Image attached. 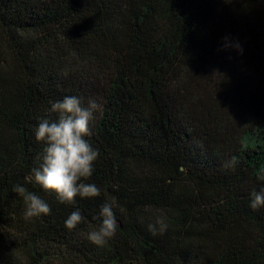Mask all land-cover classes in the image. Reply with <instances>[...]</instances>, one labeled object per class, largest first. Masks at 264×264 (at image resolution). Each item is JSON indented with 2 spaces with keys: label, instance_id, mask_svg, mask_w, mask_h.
Returning <instances> with one entry per match:
<instances>
[{
  "label": "trees",
  "instance_id": "16d2710c",
  "mask_svg": "<svg viewBox=\"0 0 264 264\" xmlns=\"http://www.w3.org/2000/svg\"><path fill=\"white\" fill-rule=\"evenodd\" d=\"M66 96L102 106L100 195L74 204L29 180L34 128ZM261 168L264 0H0V264H264ZM18 184L50 214L24 219ZM109 201L101 247L86 234Z\"/></svg>",
  "mask_w": 264,
  "mask_h": 264
},
{
  "label": "clouds",
  "instance_id": "9594fccd",
  "mask_svg": "<svg viewBox=\"0 0 264 264\" xmlns=\"http://www.w3.org/2000/svg\"><path fill=\"white\" fill-rule=\"evenodd\" d=\"M236 50L242 54L239 44ZM50 111L55 114L54 119L41 118L34 128L35 140L43 144V152L38 157L40 163L31 170L29 180L38 185L45 192L55 194L59 203L74 204L77 196L91 198L100 195V188L95 183H85L93 172V163L99 156L86 137L91 134L90 124L97 114H102V106L94 99L86 104L76 96H66L51 102ZM236 164L235 157L226 161L224 167L232 168ZM259 177L264 179V168ZM13 191L19 194L24 202V219L40 217L50 214L49 205L38 195L28 191L23 185H15ZM264 206V189L251 193L249 207L258 210ZM98 221L86 234V238L97 246H104L116 234L117 221L113 211V202L102 205L98 215L93 217ZM85 222L79 209L71 212L65 220V227L69 230L77 228ZM158 226V229H157ZM149 230L154 234L157 230L162 233L167 224L163 217L157 218L155 224H150Z\"/></svg>",
  "mask_w": 264,
  "mask_h": 264
}]
</instances>
